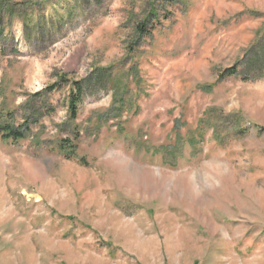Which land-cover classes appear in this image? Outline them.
Listing matches in <instances>:
<instances>
[{"label":"rangeland","instance_id":"obj_1","mask_svg":"<svg viewBox=\"0 0 264 264\" xmlns=\"http://www.w3.org/2000/svg\"><path fill=\"white\" fill-rule=\"evenodd\" d=\"M10 1L0 264H264V0Z\"/></svg>","mask_w":264,"mask_h":264},{"label":"trees","instance_id":"obj_2","mask_svg":"<svg viewBox=\"0 0 264 264\" xmlns=\"http://www.w3.org/2000/svg\"><path fill=\"white\" fill-rule=\"evenodd\" d=\"M20 8L28 7L26 3H18ZM14 3H12L10 0H0V55H3L5 53L4 49L8 43L12 40V32L11 27L14 21L16 20V17L14 15ZM26 22L22 20L21 25L24 27V35L26 38H29L25 32L30 31L32 34V30L29 27L30 21L29 19L23 18ZM29 21V22H28ZM44 21V20H43ZM46 27V23L44 21V25H40L36 28L37 32L36 34L42 35L44 33ZM137 30L139 33L144 32L143 26L137 27ZM264 32V31H263ZM31 34L29 36H31ZM260 52L258 56H261L264 59V45L261 46V42L259 41L257 47ZM257 66V63L254 64V67ZM235 73V68L229 69L226 71V75H232ZM60 82L56 81L50 86L44 88L42 94L44 93H51L55 90L61 89L63 84H67L68 91H67V97H66V111L68 113V116L70 120L74 121L77 118V111L79 109V106L81 105V101L84 94V87L82 81H69L64 79V81ZM39 96L41 95L40 92H38ZM12 116V114H11ZM12 120V119H11ZM25 131L21 129V126L14 127L13 125H10L6 122H1L0 124V136L3 141H10L11 143H17L20 140L23 139ZM75 140H77V137H75ZM66 142V141H65ZM65 144H60L59 150L61 153H66ZM69 148H71V157L72 158H78L75 155V150L73 145H69ZM78 161H82V159H78Z\"/></svg>","mask_w":264,"mask_h":264},{"label":"clouds","instance_id":"obj_3","mask_svg":"<svg viewBox=\"0 0 264 264\" xmlns=\"http://www.w3.org/2000/svg\"><path fill=\"white\" fill-rule=\"evenodd\" d=\"M218 184H219V181H216V185L218 186ZM210 186V185H209Z\"/></svg>","mask_w":264,"mask_h":264},{"label":"bare ground","instance_id":"obj_4","mask_svg":"<svg viewBox=\"0 0 264 264\" xmlns=\"http://www.w3.org/2000/svg\"><path fill=\"white\" fill-rule=\"evenodd\" d=\"M24 194H26V193H24Z\"/></svg>","mask_w":264,"mask_h":264}]
</instances>
